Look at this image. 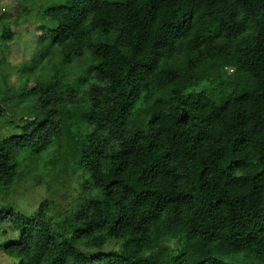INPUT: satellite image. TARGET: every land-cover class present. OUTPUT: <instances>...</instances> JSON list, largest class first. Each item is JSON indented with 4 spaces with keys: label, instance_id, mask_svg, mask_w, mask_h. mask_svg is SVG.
<instances>
[{
    "label": "trees",
    "instance_id": "16d2710c",
    "mask_svg": "<svg viewBox=\"0 0 264 264\" xmlns=\"http://www.w3.org/2000/svg\"><path fill=\"white\" fill-rule=\"evenodd\" d=\"M47 1L61 3L44 10L31 83L15 92L0 67V118H17L19 99L25 122L0 140V192L40 172L79 179L80 196L58 215L46 201L30 217L1 211L0 230L10 221L20 239L0 253L264 262V0ZM113 240L119 252L80 249Z\"/></svg>",
    "mask_w": 264,
    "mask_h": 264
},
{
    "label": "rangeland",
    "instance_id": "374dc122",
    "mask_svg": "<svg viewBox=\"0 0 264 264\" xmlns=\"http://www.w3.org/2000/svg\"><path fill=\"white\" fill-rule=\"evenodd\" d=\"M61 2L47 0H0V67L7 71V84L15 92H21L31 83L34 60L40 56L38 39L41 36L40 25L44 23L43 13L47 7L58 6ZM12 33V40L3 39L4 28ZM13 111H19V99L13 101ZM10 113L7 118H0V140L24 133L25 122ZM29 118V117H28ZM27 185L10 192H0V212L5 209H14L16 213L32 216L39 205L46 201L54 208L58 215L61 211L70 209L77 203L80 196V180L71 178L67 181H52L43 173H36ZM7 193V194H6ZM20 235L12 229V223L6 222L0 230V244L10 246L18 243ZM122 243L110 241L102 250L88 249L81 246L83 253L92 256L98 253L110 254L119 252ZM237 257V258H236ZM232 257L241 264H264L254 257L239 255ZM231 258V259H232ZM0 264H14L12 260L0 253Z\"/></svg>",
    "mask_w": 264,
    "mask_h": 264
}]
</instances>
